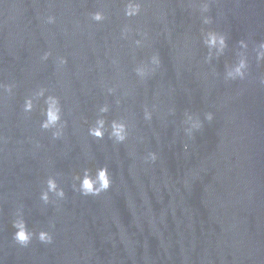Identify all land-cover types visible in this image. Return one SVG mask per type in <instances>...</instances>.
I'll return each mask as SVG.
<instances>
[{"label": "water", "instance_id": "1", "mask_svg": "<svg viewBox=\"0 0 264 264\" xmlns=\"http://www.w3.org/2000/svg\"><path fill=\"white\" fill-rule=\"evenodd\" d=\"M125 2L0 0V264H264V88L257 79L264 64L252 59L244 80L223 78L238 40L264 39V3L139 0L141 14L129 18ZM205 3L210 25L201 22ZM94 11L105 19L92 21ZM202 28L228 37L225 55L211 63ZM45 52L51 55L42 60ZM154 53L159 67L140 79L135 67ZM58 56L66 60L61 67ZM48 95L61 107L56 139L40 127ZM28 97L33 108L25 112ZM185 113L202 122L191 137ZM101 117L106 126L124 121L126 141L90 136ZM148 152L154 162H145ZM101 166L112 179L108 191L73 189L83 169L94 174ZM49 177L65 196L49 193L45 204ZM17 211L52 242L33 235L20 246Z\"/></svg>", "mask_w": 264, "mask_h": 264}, {"label": "clouds", "instance_id": "2", "mask_svg": "<svg viewBox=\"0 0 264 264\" xmlns=\"http://www.w3.org/2000/svg\"><path fill=\"white\" fill-rule=\"evenodd\" d=\"M264 3V0H261ZM201 13V22L203 25H210L212 18L207 15L209 7L205 3L199 8ZM123 14L125 17H134L141 14V4L139 0H126ZM90 18L94 22H102L105 19L104 14L101 11H94L90 13ZM54 17L48 16L47 23H54ZM130 33V29L127 27L122 28L121 38L127 39ZM140 34V33H138ZM142 37L146 34H140ZM200 40L204 48L207 49L206 55L204 56L205 63H211L213 60H218L220 57L225 55L228 49V37L225 33L213 30L211 28H202L200 33ZM136 47L143 45V39H136L133 41ZM251 44V48H250ZM51 55L50 52H45L41 57L42 60L48 59ZM233 60L230 63L224 64L223 78L225 81L244 80L249 75L250 63L254 59L257 66L264 64V39L257 42H253L249 39H240L236 42L233 49ZM57 66L61 67L66 63L63 57H56ZM160 65V59L158 53L152 54L148 58L147 64L137 65L134 69L137 77L144 79L150 71H154ZM258 84L264 88V72L258 76ZM10 87L8 91H10ZM44 89H40L35 93L36 97L44 95ZM108 93H112L113 89H107ZM45 105L43 115L44 119L40 123L42 129H52V137L54 139L59 138L62 135L63 124L61 123V107L59 100L54 95H48L45 98ZM25 112H30L33 108V97H28L24 101L23 105ZM99 111L106 113L108 106H102ZM144 119L146 121L151 119V113L144 110ZM204 119L211 121L213 119L212 113H205ZM185 127L184 132L188 137H191L194 131L201 128L202 122L197 115L185 113V119L183 121ZM105 132L108 134V138L114 143H123L128 138V128L124 121L119 119H113L110 123H105V120L97 118L92 126L88 129V134L97 139H103ZM157 156L153 152H148L144 157L145 162H154ZM78 184H73V189L78 191L83 196H98L102 192L108 191L111 187L112 179L109 174V170L106 166H101L95 169L94 174L87 168L83 169L82 174L74 177ZM49 193H53L57 199H63L65 193L62 188L57 186L56 180L49 177L46 180V190L40 195V199L45 203H49ZM12 226L15 229L13 239L22 247H26L35 235L41 243L50 244L52 242V236L47 231H39L33 233L30 231L22 216L17 211L16 218L12 222Z\"/></svg>", "mask_w": 264, "mask_h": 264}]
</instances>
